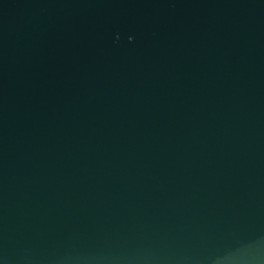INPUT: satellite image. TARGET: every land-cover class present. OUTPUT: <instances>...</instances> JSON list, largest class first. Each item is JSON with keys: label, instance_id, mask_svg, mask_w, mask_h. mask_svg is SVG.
<instances>
[{"label": "water", "instance_id": "water-1", "mask_svg": "<svg viewBox=\"0 0 264 264\" xmlns=\"http://www.w3.org/2000/svg\"><path fill=\"white\" fill-rule=\"evenodd\" d=\"M0 264H264V0H0Z\"/></svg>", "mask_w": 264, "mask_h": 264}]
</instances>
